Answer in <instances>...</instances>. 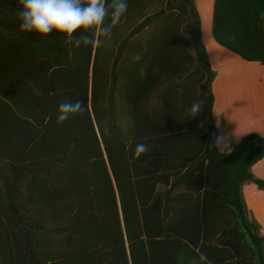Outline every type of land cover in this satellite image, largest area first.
Listing matches in <instances>:
<instances>
[{"label":"trees","instance_id":"trees-1","mask_svg":"<svg viewBox=\"0 0 264 264\" xmlns=\"http://www.w3.org/2000/svg\"><path fill=\"white\" fill-rule=\"evenodd\" d=\"M197 1L128 0L108 38L76 48L33 39L18 0H0V264H264L242 191H264V137L216 147ZM212 33L264 65V0H215Z\"/></svg>","mask_w":264,"mask_h":264},{"label":"crops","instance_id":"crops-1","mask_svg":"<svg viewBox=\"0 0 264 264\" xmlns=\"http://www.w3.org/2000/svg\"><path fill=\"white\" fill-rule=\"evenodd\" d=\"M214 2L198 0L196 9L211 68L216 73L212 87L213 117L218 132L216 141H222L216 147L220 152L230 153L248 134L264 137V65L244 61L215 41L212 33ZM32 38L44 40L39 35ZM252 172L256 178L264 180V159L252 168ZM242 191L249 217L260 225L264 236V191L253 183L245 184Z\"/></svg>","mask_w":264,"mask_h":264},{"label":"clouds","instance_id":"clouds-1","mask_svg":"<svg viewBox=\"0 0 264 264\" xmlns=\"http://www.w3.org/2000/svg\"><path fill=\"white\" fill-rule=\"evenodd\" d=\"M21 10L18 12L21 31L35 33L41 38H48L53 33L73 44L76 48L97 43L96 37L108 38L110 27L106 21L110 19L111 25L120 22L122 16L128 11V0H115L111 10L105 0H18ZM140 59L139 56L136 57ZM201 105L194 102L187 111L190 120L201 113ZM84 111V104L77 101H66L57 108L56 120L63 124ZM221 140L216 141L220 145ZM148 145L137 143L134 149L136 158L148 152ZM201 264H206L207 257L200 256Z\"/></svg>","mask_w":264,"mask_h":264}]
</instances>
